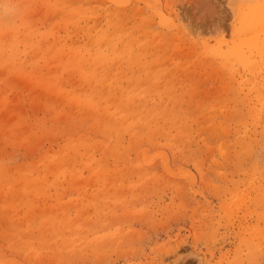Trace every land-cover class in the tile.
Listing matches in <instances>:
<instances>
[{
	"label": "rangeland",
	"instance_id": "374dc122",
	"mask_svg": "<svg viewBox=\"0 0 264 264\" xmlns=\"http://www.w3.org/2000/svg\"><path fill=\"white\" fill-rule=\"evenodd\" d=\"M263 1L0 0V264H264Z\"/></svg>",
	"mask_w": 264,
	"mask_h": 264
},
{
	"label": "bare ground",
	"instance_id": "6f19581e",
	"mask_svg": "<svg viewBox=\"0 0 264 264\" xmlns=\"http://www.w3.org/2000/svg\"><path fill=\"white\" fill-rule=\"evenodd\" d=\"M261 6L263 8V5ZM262 8L255 4L247 11V15L250 14L251 17L252 15L255 16V20H251V31L253 34L251 41L243 40L244 42L241 41L238 44L237 42H234V44L232 43V46L228 48L225 47L226 44L221 42V44H217V46L206 47V49L212 50L214 57L220 60L222 63H225L231 67L237 65L239 70H245V68H248L246 71L249 73L251 72V78L243 82V84L247 85V89H245L247 90L246 93L250 99V102L257 100V103L262 102L264 99V76L259 79V76L257 75L258 72H255L257 71V69L255 70V68H257L255 66L256 63L252 61V58L259 56L261 58V62L258 65L261 66L263 64L262 66H264V39L261 41V43H259L261 35L264 36V9ZM157 11L160 17L163 19L165 13L160 4L157 5ZM239 76L242 77V75ZM252 90H255L256 92L254 96Z\"/></svg>",
	"mask_w": 264,
	"mask_h": 264
}]
</instances>
